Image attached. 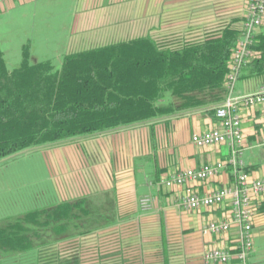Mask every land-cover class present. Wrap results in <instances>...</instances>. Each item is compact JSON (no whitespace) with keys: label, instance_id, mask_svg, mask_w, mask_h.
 Instances as JSON below:
<instances>
[{"label":"crops","instance_id":"1","mask_svg":"<svg viewBox=\"0 0 264 264\" xmlns=\"http://www.w3.org/2000/svg\"><path fill=\"white\" fill-rule=\"evenodd\" d=\"M248 2L5 0L0 3V21L4 17L19 16L31 20L48 8L53 22L60 25L56 19L68 15L70 20L65 30L69 34L62 48L41 57L61 66L65 55L140 37L149 36L157 43L171 44L201 41L227 25L244 29ZM29 42L28 39L21 41L22 52V46L28 43L31 61H38L40 58H33L35 49ZM4 55L6 58L5 52ZM21 59L22 54L20 62ZM263 87L264 75L239 78L232 96H245ZM222 102L40 147L47 149L54 188L48 206L63 202L73 204L74 214L69 211L67 214V231L56 235L54 243L70 245L74 242L83 246L74 249L70 245L64 249V254L78 256L79 264H221L204 259L205 250L216 244L232 247L236 253L238 227L234 226L224 235L205 231L211 220H230L227 204L188 210L179 203L180 195L186 190L203 195L236 184L237 174L227 164L231 149L228 142L199 147L192 141L194 133H204L220 125L215 110ZM239 107L243 170L252 177L264 176V102ZM222 161L226 163L223 170L206 181H194L182 187L161 183L179 170ZM143 194L155 197L150 211L139 207L138 199ZM260 203L253 221L254 239L264 238V198ZM85 253L92 259L82 258ZM249 261L264 264V256L253 248ZM225 264L241 262L234 257Z\"/></svg>","mask_w":264,"mask_h":264},{"label":"trees","instance_id":"2","mask_svg":"<svg viewBox=\"0 0 264 264\" xmlns=\"http://www.w3.org/2000/svg\"><path fill=\"white\" fill-rule=\"evenodd\" d=\"M243 30L227 25L201 41L171 44L140 37L65 55L61 66L31 61L25 43L20 64L11 67L0 48V163L25 149L219 104ZM253 40L255 55L239 78L264 75L263 25ZM68 211L74 214L73 204L63 202L0 221V263L37 250L35 264H79L58 250L44 255L67 231Z\"/></svg>","mask_w":264,"mask_h":264},{"label":"built area","instance_id":"3","mask_svg":"<svg viewBox=\"0 0 264 264\" xmlns=\"http://www.w3.org/2000/svg\"><path fill=\"white\" fill-rule=\"evenodd\" d=\"M5 0H0L3 3ZM247 19L242 36L232 52V60L229 73L225 81L227 87V99L215 110L220 121L218 127L206 130L204 133H194L192 141L199 147L207 145H220L228 142L231 146L227 164L237 174L234 186H223L208 194H199L186 190L180 195L179 203L188 210L209 208L227 204L231 212V218L224 220H211L206 224L205 231L216 235H224L234 226L239 228V245L234 253L232 247L211 245L204 254L206 262L225 264L237 257L241 264H250V258L254 248V218L257 207L264 198V176L252 177L243 170L242 158L243 131L241 125V112L239 106L248 108L264 102V87L262 90L245 96L233 97L236 82L242 71V67L254 57L251 49L254 36L262 26L264 20V0H249ZM226 163H207L200 168L179 170L161 181L165 186H185L188 183L203 182L210 177L218 175ZM139 207L142 211L152 210L155 197L152 194H143L139 197Z\"/></svg>","mask_w":264,"mask_h":264},{"label":"rangeland","instance_id":"4","mask_svg":"<svg viewBox=\"0 0 264 264\" xmlns=\"http://www.w3.org/2000/svg\"><path fill=\"white\" fill-rule=\"evenodd\" d=\"M46 10L41 11L39 17L25 20L22 17L15 19L4 17L0 21V47L6 54V59L11 67L18 64L22 54L21 41L30 40V45L35 49L33 58L43 57L51 51L62 48L69 32L65 30L70 17L61 16L53 22L51 14ZM36 24V26L34 25ZM38 60V61H39ZM47 160V149L36 147L28 152L13 156L0 163V221L5 223L10 216H16L24 211L48 206L53 199V183ZM1 223V222H0ZM99 242V241H98ZM97 242V243H98ZM74 249L77 244L69 243ZM44 247V255L52 254L58 250L64 258L74 255L64 254V249L70 247L66 244H53ZM84 245V244H82ZM94 245V244H93ZM89 247V246H86ZM254 248L259 249L264 256V238H256ZM37 250H31L21 256L13 257L0 264H35L34 257ZM70 254V253H69ZM82 258L89 260V253Z\"/></svg>","mask_w":264,"mask_h":264},{"label":"water","instance_id":"5","mask_svg":"<svg viewBox=\"0 0 264 264\" xmlns=\"http://www.w3.org/2000/svg\"><path fill=\"white\" fill-rule=\"evenodd\" d=\"M31 149H36V148H31ZM31 149H25V150H22L21 152H18V153H15V154H12V155L8 156V158L13 157V156L20 155V154H22V153H24V152H28V151L31 150ZM8 158L3 159L2 161L7 160Z\"/></svg>","mask_w":264,"mask_h":264}]
</instances>
